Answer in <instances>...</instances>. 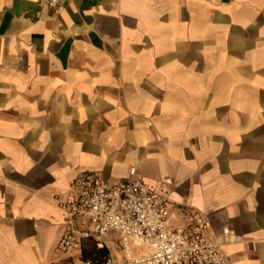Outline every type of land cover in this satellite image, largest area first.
Instances as JSON below:
<instances>
[{
	"label": "crops",
	"instance_id": "obj_1",
	"mask_svg": "<svg viewBox=\"0 0 264 264\" xmlns=\"http://www.w3.org/2000/svg\"><path fill=\"white\" fill-rule=\"evenodd\" d=\"M132 167L264 264V0H0V264H59L58 199Z\"/></svg>",
	"mask_w": 264,
	"mask_h": 264
},
{
	"label": "built area",
	"instance_id": "obj_2",
	"mask_svg": "<svg viewBox=\"0 0 264 264\" xmlns=\"http://www.w3.org/2000/svg\"><path fill=\"white\" fill-rule=\"evenodd\" d=\"M47 2L57 9L64 0ZM58 203L65 214L59 264H230L207 233L206 220L186 213V222L175 224L185 211L144 183L135 167L126 180L115 183L86 173L75 181L71 196ZM85 239L108 249L105 262L83 257ZM115 244L121 255L112 253Z\"/></svg>",
	"mask_w": 264,
	"mask_h": 264
},
{
	"label": "trees",
	"instance_id": "obj_3",
	"mask_svg": "<svg viewBox=\"0 0 264 264\" xmlns=\"http://www.w3.org/2000/svg\"><path fill=\"white\" fill-rule=\"evenodd\" d=\"M83 257L91 259L98 263H103L109 257V251L106 248H98L93 239H85L83 241Z\"/></svg>",
	"mask_w": 264,
	"mask_h": 264
}]
</instances>
